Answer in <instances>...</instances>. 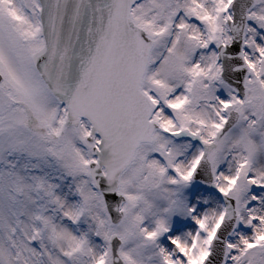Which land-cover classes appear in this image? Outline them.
<instances>
[{
    "label": "snow or ice",
    "instance_id": "snow-or-ice-1",
    "mask_svg": "<svg viewBox=\"0 0 264 264\" xmlns=\"http://www.w3.org/2000/svg\"><path fill=\"white\" fill-rule=\"evenodd\" d=\"M0 264H264V0H0Z\"/></svg>",
    "mask_w": 264,
    "mask_h": 264
}]
</instances>
